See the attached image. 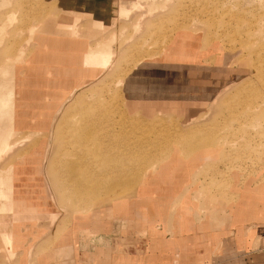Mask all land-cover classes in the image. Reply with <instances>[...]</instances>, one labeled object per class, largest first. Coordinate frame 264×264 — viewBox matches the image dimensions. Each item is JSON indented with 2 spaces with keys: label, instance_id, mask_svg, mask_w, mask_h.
<instances>
[{
  "label": "rangeland",
  "instance_id": "rangeland-1",
  "mask_svg": "<svg viewBox=\"0 0 264 264\" xmlns=\"http://www.w3.org/2000/svg\"><path fill=\"white\" fill-rule=\"evenodd\" d=\"M148 66L216 79L148 118L124 104ZM73 165L95 196L75 193ZM108 169L133 191L108 197ZM0 183V264H208L245 248L264 228V0H0Z\"/></svg>",
  "mask_w": 264,
  "mask_h": 264
},
{
  "label": "crops",
  "instance_id": "crops-1",
  "mask_svg": "<svg viewBox=\"0 0 264 264\" xmlns=\"http://www.w3.org/2000/svg\"><path fill=\"white\" fill-rule=\"evenodd\" d=\"M73 1L74 5L71 6L69 3H73ZM55 2L58 8L62 10L76 11L79 7V0H55ZM161 70L162 69L155 68L154 66L140 67L135 70L134 79L126 83V89L124 90V104L126 110L135 113L138 112L139 114L146 115L148 118L157 114L178 115L177 112L168 109V104L176 102L172 99L173 96L176 95V90L178 91L177 94H179L180 91L187 88L189 90L182 93L187 94L190 92L191 81H194L196 85H207L206 83L209 82L207 79L213 76L211 74H203L201 71L197 72V70L188 69L182 71V76H176L173 73L164 74ZM213 78L216 79V76H213ZM175 86H180V88H174ZM214 99L215 98H210L206 100L207 102L204 104L212 102ZM188 100H190V102H187V104L200 102L192 101L194 99L191 100V98H188ZM185 118L191 120L195 118V115H186ZM249 210L250 212L253 211V209ZM252 231L251 238L248 243H246L245 248H241L237 251L233 250L234 252L232 251L231 254L222 256L223 258L219 260H209L208 264H264V228L252 229ZM60 261L61 260H58L57 263Z\"/></svg>",
  "mask_w": 264,
  "mask_h": 264
},
{
  "label": "bare ground",
  "instance_id": "bare-ground-1",
  "mask_svg": "<svg viewBox=\"0 0 264 264\" xmlns=\"http://www.w3.org/2000/svg\"><path fill=\"white\" fill-rule=\"evenodd\" d=\"M86 131H87V133H89L91 131V127H88L84 132H86ZM198 158H200V157L198 156ZM67 162L65 161V163H67ZM64 172H66L68 178H70L69 180L73 184H74V182L76 184H78V187L76 188L75 193H77V194L81 193V194H85V195L91 194L92 196L96 195L95 186L90 185L88 183V181H89L88 179L87 180L83 179L82 176L79 175V171L74 170V165L71 168H66V170ZM51 175H49V176H51ZM52 177L54 178V176H52ZM52 177L50 178V186L51 187H53L55 185V182H53L55 179H53ZM121 178L122 177L120 176L119 173L117 174L116 172H113V169H110V170L108 169L107 171H104L103 173L100 174V182L106 184V193H107L108 197H110V198L116 197V195H120V194L122 195L124 192L129 193V192L133 191L135 183L131 180L130 181L128 180L127 184H125L126 182L123 181V182H125L124 183L125 185L123 187L126 188L124 192H123V189H120V187L118 185L120 184ZM0 185H2V183H0ZM53 189H54L53 191L55 193L56 189L55 188H53ZM0 240L5 242L8 246H11L12 238L8 240L6 238H3V236H0Z\"/></svg>",
  "mask_w": 264,
  "mask_h": 264
}]
</instances>
